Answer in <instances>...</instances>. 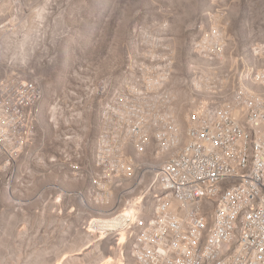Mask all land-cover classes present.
<instances>
[{"label":"rangeland","instance_id":"rangeland-1","mask_svg":"<svg viewBox=\"0 0 264 264\" xmlns=\"http://www.w3.org/2000/svg\"><path fill=\"white\" fill-rule=\"evenodd\" d=\"M215 21L227 28L220 54L196 53L193 41ZM166 48L172 49L166 92L174 91L171 122L179 130L181 148L197 103L233 98L236 88L264 100V81L258 79L264 70V0H0V78L16 73L42 84L32 111L43 98L36 142L24 147L4 174L0 264H138L132 257L137 237L149 228L160 201L168 200L157 188L165 191L161 169L172 152L162 149L155 155L158 141L152 128H145L136 142L122 138L121 154L132 164L123 163L126 173L108 174L103 199L95 186L100 171L88 172V180L86 172L76 173L72 180L69 160H53L45 171L34 169L39 181L23 194L16 188L22 187L39 149H70L60 141L67 131L90 157L103 132L105 103L128 91L139 66ZM198 73L221 75V86L199 85ZM148 139L146 151H139ZM97 154L98 148L96 164ZM147 188L146 215L126 231L124 251L110 249L112 240L102 242L78 231L85 219H92V227L119 219L125 204L145 195ZM52 195L73 202L77 221L29 225L10 217L41 211L40 202Z\"/></svg>","mask_w":264,"mask_h":264},{"label":"built area","instance_id":"built-area-1","mask_svg":"<svg viewBox=\"0 0 264 264\" xmlns=\"http://www.w3.org/2000/svg\"><path fill=\"white\" fill-rule=\"evenodd\" d=\"M222 42H227V28H222V21H215L214 27H208L193 41L196 53L212 55L220 54ZM160 50V55L139 66L137 78L130 82L128 91L107 102L101 146H94L99 152L100 181L95 185L99 199L108 192V173L125 172L123 163L132 164L124 154H117V145L123 137L140 140V132L152 128V133L158 134L155 155L176 138L171 123L174 91L166 92L172 49ZM198 76L199 85L222 84L218 78L221 75L198 73ZM258 79L264 81V70ZM37 94H42V84L34 78L16 73L0 78V195L8 166L15 163L24 147L33 143L35 133L30 128L29 115ZM53 113L56 116L59 112ZM188 118L192 121L193 148L165 169V191L157 188V194L168 193V200L160 201L161 218L150 234L145 235V246L132 254L133 261L138 264H264V106L243 99L236 88L233 98L197 103ZM255 129H262V138H255ZM60 141L69 144L70 149L51 153L39 149L22 179V187L16 188L17 193L23 194L39 181L34 169L45 171L53 160H69L72 180L76 179L77 172H86L88 180L89 157L84 148H79L82 142L69 131L60 135ZM148 143L149 139L142 141V148L138 150L146 151ZM244 160H251V167L245 174H238V166ZM223 177H233V184L224 190L220 203L210 204L205 200V193H213ZM145 200H149L148 188L145 195L125 204L119 219L99 227H92V219H85V223H78V231L102 242L112 240L110 249L124 251L126 231L131 225H139L146 215ZM40 203L39 212H16L10 217L29 225L77 221L73 202L52 195ZM3 210L2 215H7L8 209ZM205 217H213V231L204 249H194L198 225ZM241 233H249V243H242ZM172 249H183V256H172Z\"/></svg>","mask_w":264,"mask_h":264},{"label":"bare ground","instance_id":"bare-ground-1","mask_svg":"<svg viewBox=\"0 0 264 264\" xmlns=\"http://www.w3.org/2000/svg\"><path fill=\"white\" fill-rule=\"evenodd\" d=\"M235 94V93H234ZM238 94L243 99H247L248 102H251L252 104H256L259 106H264V100L259 98L257 95L252 93L250 90L241 88L238 90ZM38 94L33 100V106L35 103V100L37 99ZM107 103H105L102 111V118H103V124L106 121V109ZM33 108V107H32ZM31 114L32 109L30 111L29 115V122H30V128H31ZM172 123V122H171ZM173 128L176 134V138L173 140L172 144H170L168 147L163 148L166 151L172 152L169 159L166 161V163L163 165L161 169L162 174V180L164 184V179H166V171L165 169L169 166H171L173 163H175L178 159H180L182 156H184L185 151H190L193 148V138L191 137L192 127L188 131V139L186 144L181 148V142H180V136H179V130L173 123ZM145 130V128H144ZM140 132V138L144 137L145 133ZM125 138H130L132 141H137L138 139L134 138L133 136H126ZM157 141H158V134L156 135ZM255 138H262V129H255ZM101 139H103V132L99 137V146H101ZM123 144V141L117 145V154H121V146ZM97 164L99 165V152L97 154ZM248 167H251V160H244V163H241V166H238V174H245L246 170H248ZM123 171H112L108 174H122L128 172L129 168H126L123 166ZM231 184H233V177H223L220 179V182L214 187L213 193H205V200L210 201V204H218L220 203V199L223 196L224 190H226ZM165 189V184H164ZM168 194V193H167ZM167 201V200H165ZM162 213V204L158 208L156 215L154 219L151 221L149 228L142 234H140L137 237V245H136V252L140 249V246H145V235L150 234V232L153 230L154 226L158 224V218H161ZM213 231V217H205L201 219L200 224L197 228V239L194 241V249H204V247L207 244V241L210 237V233ZM241 241L242 243H249V233H241ZM172 256H183V249H172ZM138 263V262H137ZM123 264V263H121Z\"/></svg>","mask_w":264,"mask_h":264},{"label":"crops","instance_id":"crops-1","mask_svg":"<svg viewBox=\"0 0 264 264\" xmlns=\"http://www.w3.org/2000/svg\"><path fill=\"white\" fill-rule=\"evenodd\" d=\"M43 99V98H42ZM41 99L40 103L33 109L32 111V124H31V129L33 130V132L35 133V127H36V123L39 120V112L38 109L40 107V105L42 104L43 100ZM36 138H37V134L35 133L33 136V143L36 142ZM33 143H30L29 145H27V147H31V145ZM98 140L96 139L95 142V146H98ZM96 151L97 148H94V150L91 152V156L87 159V167H88V172H96L99 171V167L96 164ZM85 172H77V174H82Z\"/></svg>","mask_w":264,"mask_h":264}]
</instances>
